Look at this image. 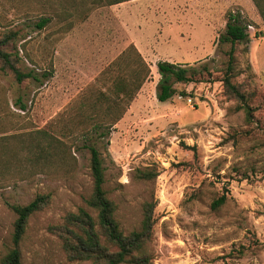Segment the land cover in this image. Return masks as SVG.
<instances>
[{
    "label": "rangeland",
    "instance_id": "obj_1",
    "mask_svg": "<svg viewBox=\"0 0 264 264\" xmlns=\"http://www.w3.org/2000/svg\"><path fill=\"white\" fill-rule=\"evenodd\" d=\"M114 1L0 0L3 50L34 76L18 82L0 62V260L13 247L9 205L49 194L28 219L21 263L92 264L69 261L49 228L79 208L96 218L85 203L94 145L120 230H138L153 205L150 264H264V29L251 23L248 43L236 44L231 81L242 101L222 82L230 44L219 37L230 10ZM131 46L150 75L127 104L115 86L136 87ZM158 61L194 68L196 81L174 83L177 93L159 102ZM223 193L225 204L212 209Z\"/></svg>",
    "mask_w": 264,
    "mask_h": 264
},
{
    "label": "trees",
    "instance_id": "obj_2",
    "mask_svg": "<svg viewBox=\"0 0 264 264\" xmlns=\"http://www.w3.org/2000/svg\"><path fill=\"white\" fill-rule=\"evenodd\" d=\"M128 0H116L111 3L117 4ZM258 6V3H257ZM259 13L264 21V11L259 7ZM242 16L239 11H230L226 16L225 30L219 37L220 43H229L230 50L227 51L226 71L223 75V85L229 95H233L243 101L244 95L237 85L232 83L236 64V44L249 41L247 26L252 25L251 21ZM47 19H42L37 28L42 29ZM253 26V25H252ZM256 36V35H255ZM7 39L0 41V62L4 70L10 71L18 82L34 77L32 72L23 73L11 62L10 54L3 50V45ZM133 47L136 55L135 70L136 87L134 90L126 89L124 86H115L117 92L115 98L123 97L128 104L135 98L142 83L150 75L149 66L141 54ZM130 52H127L129 54ZM125 57H128L125 55ZM157 72L160 76L156 85V98L159 102H166L177 92L173 87L174 83H193L196 81L197 73L194 68L168 61H158L156 63ZM181 96L186 95L184 91L179 92ZM246 119L251 117V108L243 106ZM123 114H120V116ZM118 116V118L120 117ZM90 170L92 175V193L85 203L96 212L94 219L91 214L83 208H79L77 213H69L65 216L64 222L58 226L49 228L52 234L57 235L62 241V247L69 261H90L92 264H150L151 254L148 252L147 244L150 242L153 227V205L144 206L143 219L138 230L125 235L119 228L115 220L116 206L108 198L104 189V169L99 150L93 145L88 146ZM145 179H150L152 174L143 173ZM49 194H39L28 204L9 205L16 214L14 230L12 234L13 247L0 260V264H22L21 253L18 244L25 232L28 219L34 213L42 210L49 202ZM226 202V194L213 200L212 209H218ZM103 239V240H102ZM104 241L105 243L103 244ZM109 245V247L107 245Z\"/></svg>",
    "mask_w": 264,
    "mask_h": 264
},
{
    "label": "crops",
    "instance_id": "obj_3",
    "mask_svg": "<svg viewBox=\"0 0 264 264\" xmlns=\"http://www.w3.org/2000/svg\"><path fill=\"white\" fill-rule=\"evenodd\" d=\"M171 5H168V9H172V12H196V13H215V12H228L239 11L245 15L249 21L255 26H260L264 29V21L260 16L259 7L264 11V0H171ZM258 3V6H257ZM236 9V10H235ZM200 22V18H197ZM191 28V24H188ZM182 39H185L183 35H179ZM139 52V51H138ZM140 53V52H139ZM182 58H176V60Z\"/></svg>",
    "mask_w": 264,
    "mask_h": 264
},
{
    "label": "built area",
    "instance_id": "obj_4",
    "mask_svg": "<svg viewBox=\"0 0 264 264\" xmlns=\"http://www.w3.org/2000/svg\"><path fill=\"white\" fill-rule=\"evenodd\" d=\"M247 31H253L255 32V28L252 25L247 26Z\"/></svg>",
    "mask_w": 264,
    "mask_h": 264
}]
</instances>
